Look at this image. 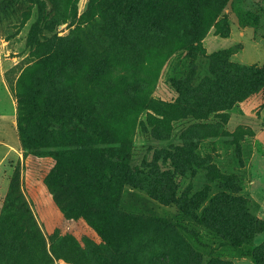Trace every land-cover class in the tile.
Listing matches in <instances>:
<instances>
[{
  "label": "rangeland",
  "instance_id": "rangeland-1",
  "mask_svg": "<svg viewBox=\"0 0 264 264\" xmlns=\"http://www.w3.org/2000/svg\"><path fill=\"white\" fill-rule=\"evenodd\" d=\"M222 1H198V31L203 35L195 42L188 0H165V10L143 13L144 20L165 28L161 35L155 28L148 30L144 20L143 26L129 24L124 30L117 0H42L40 10L33 0H0L1 69L16 98L17 119L19 93L28 107L43 99L42 125L55 124L65 115H85L88 121L91 105L99 119L96 132L109 133L101 145L115 148L128 139L134 158L128 164L113 162L104 188L118 194L121 208L136 216L131 242L138 253L136 264H148L154 250H168L162 236L168 224L180 230L176 234L183 238L171 233L169 242L187 260L192 258L191 248L204 264L215 253L234 264H264V77H243L245 96L216 111L225 114V121L213 116L188 121L175 114V108L186 104L218 108L212 106L213 93L206 85L215 76L225 79L234 74L219 60L255 69L264 65V0H227L220 9ZM36 35L56 39L61 49H70V64L67 61L58 71L48 94L40 80L42 63L25 71L54 42L31 43ZM130 95L136 96V104L127 98ZM143 100L145 106H138ZM1 152L0 148V156ZM25 156L20 137L19 149L0 160V218L8 211L10 227H17L2 240L1 246L15 253L9 264H76L68 249L56 257L51 245L63 250V242L72 244L74 238L87 249L105 242L94 226L67 217L57 203L46 182L55 159L34 156L32 167L27 168ZM15 176L53 256L51 263L45 261L18 192L11 191ZM221 191L249 199L248 209L261 220L250 246L228 244L199 219L202 208ZM154 216L161 219L154 222ZM126 242L119 244L126 248L131 244ZM102 247L98 253L109 254ZM93 257L95 264H106L103 258ZM170 264L180 260L171 257Z\"/></svg>",
  "mask_w": 264,
  "mask_h": 264
},
{
  "label": "trees",
  "instance_id": "trees-1",
  "mask_svg": "<svg viewBox=\"0 0 264 264\" xmlns=\"http://www.w3.org/2000/svg\"><path fill=\"white\" fill-rule=\"evenodd\" d=\"M17 1L15 0V2ZM50 1L56 2V0ZM155 1L117 0L118 5L116 9H121V13L119 14H121L124 20V30L129 24H131V27H136L138 24H142L143 26L144 23L141 20H144L143 13L147 9H157L159 11L166 9L163 3L165 0H157L159 2L157 6L153 4ZM198 1L188 0L187 2L191 7L190 14L193 18V26L190 32L195 34V42H198L203 35L202 32L198 31L200 25V17L197 10L199 8ZM226 1H222L220 9L223 8ZM33 2L40 10V7L43 5L42 0H33ZM116 9L114 11L118 13ZM57 15H60V13ZM51 20L53 21V19ZM144 21L150 26L148 30L154 31L153 28H155V32H158L160 35L164 33L165 28L159 27L158 23L154 20L152 22L150 19ZM53 22L55 23V19ZM50 41H52L51 37L49 39L42 36L41 39L40 35L33 36L30 40L31 43H37L38 45L49 43ZM53 41L47 51L39 52V61L35 65L25 69L26 73H28L35 69L34 66L42 63L40 80L43 84L44 94H48L52 82L58 79V73L66 66L69 56V48L61 49L55 42L57 40L53 39ZM68 63L70 64V60ZM218 64H222L229 71L238 75V77L234 78V74H232L225 79L215 76V78L207 83L208 92L213 93L212 106L215 105L218 108L212 109L208 105L199 104L179 105L175 108L177 119L186 118L188 121H195L208 119L213 116L220 121H225V114L217 113L216 111L228 108V106L230 107L235 101L245 96V90H243L245 79L243 77H252V79L264 77V65L261 69H255L225 60H219ZM22 79L19 81L21 85ZM19 97L18 130L26 150L25 166L27 168L32 167L34 156H49L55 159V163L46 177V182L54 193L57 203L67 217L82 218L94 226L105 242L102 246L106 248L105 250L109 251V254L100 255L98 251L103 248L101 245L93 243L86 249L82 248L72 238V244L66 240L63 242V250H58L52 244V253L56 257H60L64 255L65 249H68L66 252L70 254L71 260L76 264H95L93 255L103 258L106 264H136L138 253L131 243L136 234V224L135 230L133 228V221L136 216L129 214L121 208V200L118 194L109 193L104 188V178L105 176L107 177L111 164L113 162L115 164H128L134 158V155L128 150L130 146V143H127L128 139H122V141H125L123 145L115 148L101 145L105 142L104 136H106L107 132L105 131L102 134L96 132L99 119L95 108L91 105H88L90 108L88 121L85 115H75L72 118L65 115L57 119L55 124L42 125L39 119L43 112V99H39L37 104L28 107L29 103L24 95L19 93ZM134 97L136 96L130 95L127 98L136 104L138 101ZM145 101L143 100L142 103H138V106H145ZM81 106L83 105L81 104ZM152 118L157 119L155 116ZM13 188H15L14 191L18 192V200L21 202L20 206L27 215L31 227L39 236L40 247L45 261L51 263L53 256L48 249L41 229L37 225L29 203L23 197L19 179L16 176L12 180L11 191ZM69 198L71 199L69 200ZM248 201L249 199L243 196L231 195V193L222 191L218 192L202 208L199 219H201L204 225L208 226L209 230H213L234 247H239L243 243L246 245L252 244L254 235L260 230L261 220L257 218L252 210L248 209ZM160 219L154 216L152 220L158 222L157 220ZM11 220L12 215L8 211H5L0 218V254H3L0 264H9L8 259H10L11 255L15 254L4 246H1L2 240H5L4 238L7 235H12L14 233L13 230L17 228L15 226L10 227ZM168 225L162 235L168 245V250L164 252L154 250L150 255L148 264H170L171 257L180 260V264H204L197 257L199 255L195 250L190 248L189 253L192 258L187 260L182 251H179L177 247L170 244V235L168 234L174 233L173 236L179 237L181 235L176 234L177 231H180L176 225ZM6 228L9 229L6 230ZM153 228L155 230V223ZM143 239L140 235L138 239L140 244L143 243ZM124 240H128L126 243H131L126 248L121 247L122 244H119L124 242ZM246 250H248V247H245ZM115 251L116 253L119 252L118 258L116 257L117 254H114ZM4 255H7V258ZM213 256L207 264H234L233 261L220 256L218 253L213 254ZM13 264H20V262L15 261Z\"/></svg>",
  "mask_w": 264,
  "mask_h": 264
},
{
  "label": "crops",
  "instance_id": "crops-1",
  "mask_svg": "<svg viewBox=\"0 0 264 264\" xmlns=\"http://www.w3.org/2000/svg\"><path fill=\"white\" fill-rule=\"evenodd\" d=\"M2 54V53H1ZM0 62V160L7 157L14 149H19L20 137L18 131L17 102L7 84Z\"/></svg>",
  "mask_w": 264,
  "mask_h": 264
}]
</instances>
